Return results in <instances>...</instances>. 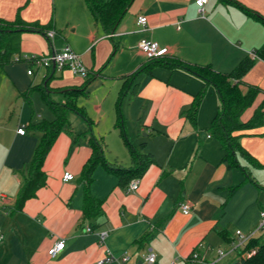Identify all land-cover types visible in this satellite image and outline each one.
Listing matches in <instances>:
<instances>
[{
    "label": "crops",
    "instance_id": "obj_1",
    "mask_svg": "<svg viewBox=\"0 0 264 264\" xmlns=\"http://www.w3.org/2000/svg\"><path fill=\"white\" fill-rule=\"evenodd\" d=\"M17 15L47 27L23 32L18 53L0 64V194L6 197L0 264H95L106 252L129 260L105 264H148L150 252L153 264H191L192 252L214 262L218 250L227 253L219 264H233L236 231L252 236L264 211V126L239 138L261 166L237 154L244 170L227 168L225 151L209 133L217 91L179 64L226 73L253 58L264 43V0H208L202 8L194 0H133L110 34L84 0H0V18ZM138 16L147 19L143 31ZM141 39L167 47V63L149 62L138 48ZM65 46L80 56L88 78L67 69L50 77L51 67L26 60ZM46 80V95L56 103L65 102L70 90H83L75 99L83 115L67 112L69 131L57 135L44 160L46 185L17 210L16 196L40 140L31 125L53 119L41 96ZM242 80L260 90L241 116L247 121L264 101V61L254 58ZM200 94L192 123L187 115ZM21 127L23 135L17 133ZM93 143L101 160L86 185L82 168ZM132 152L150 155L151 162L130 179L138 185L128 192L130 181L124 185L115 171L134 166ZM65 173L73 179L64 182ZM86 193L100 201V211L89 217L83 212ZM183 202L190 206L186 215L178 210ZM100 232L107 233L103 242ZM59 240L64 248L51 258L48 250Z\"/></svg>",
    "mask_w": 264,
    "mask_h": 264
},
{
    "label": "trees",
    "instance_id": "obj_2",
    "mask_svg": "<svg viewBox=\"0 0 264 264\" xmlns=\"http://www.w3.org/2000/svg\"><path fill=\"white\" fill-rule=\"evenodd\" d=\"M86 7L93 19L102 27L106 34L115 31L117 25L126 13L133 0H84ZM264 25V19L260 18ZM47 26L38 22H27L19 15L14 20L0 18V64L7 63L18 53L20 36L23 32H42ZM47 33V32H46ZM254 57L243 58L230 72L222 73L213 70L209 65L188 66L179 64L188 71L202 78L206 83L215 87L219 108L214 117L209 133L217 139L223 150V162L227 168H242L236 159V155H241L246 163L253 167L261 166L240 143V134L251 131L257 127L264 126V101L254 110L252 116L247 121H241L244 111L249 108L256 96L259 88L244 84L242 78L253 66L254 58L264 61V43L254 52ZM165 58L148 60L152 64H166ZM168 65H171L169 63ZM41 96L46 106L53 115L51 121L42 120L32 124L33 130L40 134V140L34 150L27 170L23 176L22 184L16 196V209L20 210L25 202L36 196L38 190L46 185V176L43 171L44 160L52 147L57 135L65 128L69 131V124L66 114L69 110H74L83 115L80 108L75 104V99L83 90L73 89L67 92V99L63 103H56L49 100L46 95L48 88L40 87ZM30 91L23 93L26 96ZM201 99V94L194 100L191 110L188 112L189 120L194 123L197 107ZM144 143L140 149L144 148ZM135 161L134 166L128 169H117L120 181L125 185L132 178H139L144 173L147 165L151 162V156H142L132 152ZM101 160L100 148L92 144V156L82 168V178L86 185L91 181L92 171L95 165ZM245 173V172H244ZM246 174V173H245ZM245 179H248L246 174ZM128 184H126L127 186ZM100 211V201L91 197L88 193L84 196L83 212L85 217L92 216ZM223 237L227 239L224 233ZM254 250L249 257H244L246 252ZM235 264H264V242L260 237L251 236L245 245L240 248L235 256Z\"/></svg>",
    "mask_w": 264,
    "mask_h": 264
},
{
    "label": "built area",
    "instance_id": "obj_3",
    "mask_svg": "<svg viewBox=\"0 0 264 264\" xmlns=\"http://www.w3.org/2000/svg\"><path fill=\"white\" fill-rule=\"evenodd\" d=\"M197 7L202 8L208 0H194ZM136 24L139 27L140 31H143L146 29L147 19L144 16H138L136 19ZM53 32L49 31L46 33V36L48 38L53 37ZM139 50L145 55L147 60H153L158 58H163L168 55L169 50L167 47H161L157 42L148 40V39H141L138 43ZM19 58H16L18 60ZM26 60L31 65H36L39 67L44 68H50L52 65L55 66V69L57 70H63L67 69L72 74L80 76L82 78H88L89 72L80 60V56L74 52L69 46H65L60 52L53 53L48 56L39 55V56H32L30 58H26ZM17 133L20 135H23L25 133V130L21 127L17 130ZM64 182L71 181L73 179V175L70 173H65L62 177ZM138 185V179H133L129 182L126 191L132 192L137 188ZM6 203V197L3 194H0V205H4ZM178 210L186 215L190 212V206L187 203H180L178 205ZM259 229H264V211L260 212V223H259ZM86 232H91L90 228H86ZM106 232H100L98 233L99 241L103 242ZM236 235L239 236V243L235 244L232 242L231 244V250L230 253L237 254L238 250L242 248L245 243L248 241V239L251 237H243L241 236L239 231H236ZM4 235L2 230L0 229V242L3 240ZM64 248V241L59 240L56 242L49 250L48 255L51 258H55ZM254 253V250H251L249 252H246L244 254V257H249ZM227 256V253L218 250L217 251V260L214 262H206L203 260V258L200 256L199 253L196 251L192 252L188 258V261L191 264H219V261H221L223 258ZM129 260V256L127 254L122 255L120 258L114 257L109 252H106L105 255L96 261L95 264H105V263H111L114 261H118L119 263H124ZM144 261L148 264L155 263V256L153 253H149L144 257Z\"/></svg>",
    "mask_w": 264,
    "mask_h": 264
},
{
    "label": "rangeland",
    "instance_id": "obj_4",
    "mask_svg": "<svg viewBox=\"0 0 264 264\" xmlns=\"http://www.w3.org/2000/svg\"><path fill=\"white\" fill-rule=\"evenodd\" d=\"M264 181V180H262ZM259 223H260V220L259 222L257 223V225L255 226V230L254 232H252V236H257V237H260L262 239V241H264V229H259ZM248 236V235H247ZM251 236V235H250ZM244 237V236H243ZM224 251V250H222ZM225 252V251H224Z\"/></svg>",
    "mask_w": 264,
    "mask_h": 264
},
{
    "label": "water",
    "instance_id": "obj_5",
    "mask_svg": "<svg viewBox=\"0 0 264 264\" xmlns=\"http://www.w3.org/2000/svg\"><path fill=\"white\" fill-rule=\"evenodd\" d=\"M54 72H55V66L52 65V66H51L50 77L53 76ZM47 81H48V80H46V81L44 82V84H43V87H44L45 89H46ZM233 264H235V262H234Z\"/></svg>",
    "mask_w": 264,
    "mask_h": 264
}]
</instances>
